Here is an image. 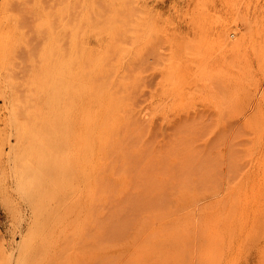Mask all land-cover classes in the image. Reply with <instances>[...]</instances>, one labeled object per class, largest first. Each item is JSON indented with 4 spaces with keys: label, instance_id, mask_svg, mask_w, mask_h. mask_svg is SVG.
Instances as JSON below:
<instances>
[{
    "label": "rangeland",
    "instance_id": "1",
    "mask_svg": "<svg viewBox=\"0 0 264 264\" xmlns=\"http://www.w3.org/2000/svg\"><path fill=\"white\" fill-rule=\"evenodd\" d=\"M36 2L0 0V264H264V0Z\"/></svg>",
    "mask_w": 264,
    "mask_h": 264
},
{
    "label": "bare ground",
    "instance_id": "2",
    "mask_svg": "<svg viewBox=\"0 0 264 264\" xmlns=\"http://www.w3.org/2000/svg\"><path fill=\"white\" fill-rule=\"evenodd\" d=\"M9 1H10V0H9ZM24 1H25V0H24ZM29 1H30V0H29ZM41 1H42V0H41ZM31 2H32V1H31ZM31 2H30V3H31ZM35 2H36V0H35ZM43 2H44V1H43ZM43 2H42V3H43ZM52 2H53V1H52ZM38 3H39V1H38ZM36 4H37V2H36ZM34 5H35V4H34ZM37 5H38V4H37ZM1 6H3V5H1ZM3 7H4V6H3ZM3 7H2V8H3ZM37 7H38V6H37ZM2 8H1V9H2ZM39 8H40V7H39ZM28 9H29V8H28ZM3 10H4V9H3ZM40 10H42V8H41ZM4 12H5V11H4ZM14 12H15V11H14ZM47 12H48V11H47ZM54 13H55V12H54ZM65 13H66V12H65ZM0 14H1V13H0ZM55 14H56V13H55ZM38 15H39V14H38ZM45 15H46V14H45ZM26 16H27V15H26ZM62 16H63V15H62ZM56 18H57V17H56ZM7 19H8V18H7ZM57 19H58V18H57ZM1 20H2V19H1ZM8 20H9V19H8ZM4 21H5V20H4ZM8 22H9V21H8ZM8 22H7V23H8ZM58 22H59V19H58ZM2 23H3V21H2ZM16 23H17V22H15V24H16ZM5 24H6V23H5ZM8 24H9V23H8ZM58 24H59V23H58ZM3 26H4V28H6V25L3 24ZM12 26H13V25H12ZM24 26H25V25H24ZM25 27H27V26H25ZM1 28H2V27H1ZM4 28H3V29H4ZM12 28H13V27H12ZM8 29H9V28H7V29H5V30L7 31ZM9 30H10V29H9ZM12 30H13V29H12ZM17 30H18V29H17ZM2 31H3V30H2ZM18 31H19V30H18ZM67 31H68V30H67ZM4 32H5V31H4ZM7 32H8V31H7ZM7 32H5V33H7ZM11 32H12V31H11ZM62 32H63V31H62ZM14 33H15V31L13 32V34H14ZM16 33H17V32H16ZM64 33H65V32H64ZM66 33H67V32H66ZM13 34H12V35H13ZM48 34H49V33H48ZM48 34H47V35H48ZM228 34H229V33H228ZM8 35H9V33H8ZM8 35H7V36H8ZM12 35H11V36H12ZM47 35H46V36H47ZM55 35H56V34H55ZM226 35H227V34H226ZM2 36H4V33H3ZM7 36H5V37L8 38ZM9 36H10V35H9ZM15 36H16V35H15ZM15 36H14V40H15ZM49 36H51V35L49 34ZM49 36H48V37H49ZM59 38H60V37H59ZM9 39H11V37H10ZM16 39H17V38H16ZM20 39H21V38H20ZM38 39H39V38H38ZM46 39H47V38H46ZM219 39H221V38L219 37ZM229 39H230V38H229ZM5 40H6V39H5ZM50 42H51V41H50ZM12 43H13V42H12ZM51 43H52V42H51ZM51 43H48V44L50 45ZM61 43H62V42H61ZM69 43H70V42H69ZM48 44H46V46H47ZM54 44H55V43H54ZM1 45H2V44H1ZM1 45H0V46H1ZM7 45H9V44H7ZM49 45H48L47 47H49ZM61 45H62V44H61ZM50 46H51V48H52V44H51ZM1 47H3V46H1ZM5 47H6V45H5ZM65 47H66V46H65ZM70 47H72V46H70ZM80 48H81V47H80ZM3 49H4V48H3ZM8 49H10V47H9ZM22 49H23V48H22ZM24 49H25V48H24ZM47 49H48V48H47ZM47 49H46V50H47ZM49 49H50V48H49ZM69 49H71V48H69ZM4 50H5V49H4ZM2 51H3V50H2ZM52 51H53V50L51 49V52H52ZM4 52H5V51H4ZM4 52H3V53H4ZM6 52H7V50H6ZM6 52H5V53H6ZM47 52L49 53V50H48ZM48 53H47V56L49 55ZM58 53H60V52H58ZM7 54H8V53H7ZM7 54H6V55H7ZM68 54H70V53H68ZM68 54H67V55H68ZM7 56H8V55H7ZM7 56H5V57H7ZM47 56H46V58L49 59V57H47ZM49 56H50V55H49ZM58 56H59V55H58ZM42 57H43V56H42ZM67 57H68V56H67ZM7 59H8V57H7ZM9 59H10V58H9ZM36 59H37V58H36ZM53 60H54V59H53ZM7 61H8V60H7ZM37 61H38V60H37ZM48 61H49V60H48ZM57 61H58V60H57ZM76 61H77V60H76ZM76 61H75V62H76ZM58 62H59V61H58ZM68 62H69V61H68ZM68 62H67V63H68ZM1 63H2V60H1ZM53 63H54V62H53ZM65 64H66V63H65ZM79 64H80V63H79ZM8 65H9V64H8ZM44 65H45V64H44ZM44 65H43V66H44ZM48 65H49V64L46 63V67H47ZM56 65H57V64H56ZM62 65H63V64H62ZM69 65H70V64H69ZM71 65H72V63H71ZM73 65H74V64H73ZM5 66H6V65H5ZM10 66H11V65H10ZM7 67H8V66H7ZM46 67H45V69H47ZM48 67H49V66H48ZM60 67H62V66H60ZM60 67H59V68H60ZM68 67H69V66H68ZM72 67H73V66H72ZM75 67H76V66H75ZM49 68H50V67H49ZM62 68H64V67H62ZM65 68H67V67H65ZM65 68H64V69H65ZM77 68H78V67H77ZM77 68H76V69H77ZM5 69H6V68H5ZM21 69H22V68H21ZM76 69H75V70H76ZM42 70L46 72V70H44V69H42ZM47 70H48V69H47ZM67 70H68V69H67ZM67 70H66V71H67ZM2 71H3V70H2ZM39 71H40V70H39ZM39 71H38V72H39ZM55 71H56V70H54V72H55ZM70 71H72V70H70ZM68 72H69V70H68ZM66 73H67V72H66ZM46 74H47V73H46ZM64 74H65V73H64ZM73 74H74V73H73ZM7 75H9V74H7ZM37 75H38V73H37ZM56 75H57V74H56ZM0 76H1V72H0ZM39 76H40V75H39ZM54 76H55V75H53V77H54ZM1 77H3V76H1ZM8 77H9V76H7V79H8ZM43 77H44V75H43ZM65 79H66V77H65ZM67 79H68V78H67ZM67 79H66V80H67ZM71 80H72V79H71ZM0 81H1V80H0ZM68 81H70V80L68 79ZM3 82H5V81L3 80ZM3 82H2V83H3ZM35 82H36V80H35ZM2 83H0V84H2ZM3 84H4V83H3ZM76 84H77V83H76ZM6 85H7V84H6ZM20 85H21V84H20ZM31 85H32V83H31ZM11 86H12V85H10V87H11ZM40 86H41V85H40ZM40 86H39V87H40ZM2 87H3V86H2ZM6 87H8V86H6ZM14 87H15V86H14ZM44 88H45V87H44ZM8 89H9V88H8ZM10 89H11V88H10ZM12 89H13V88H12ZM36 89H37V91L39 92L38 88H36ZM13 90H14V89H13ZM78 90H79V89H78ZM9 91H10V90H9ZM67 91L69 92V90H67ZM5 92H6V91H5ZM12 92H13V91H12ZM15 92H16V91H15ZM64 92H65V91H64ZM72 92H73V91H72ZM79 92H80V91H79ZM107 92H108V91H107ZM62 93H63V92H62ZM104 93H106V92H104ZM5 94H6V93H5ZM8 94H9V93H8ZM37 94H38V93H37ZM39 94H40V93H39ZM63 94H64V93H63ZM11 95H12V93H11ZM50 95H51V93H50ZM66 95H68V93L65 94L64 96H66ZM106 95H107V94H106ZM117 95H118V94H117ZM6 96H8V95H6ZM75 96H76V95H75ZM86 96H87V94H86ZM1 97H2V96H1ZM20 97H21V96H20ZM36 97H37V96H36ZM70 97H71V96H70ZM84 97H85V95H84ZM97 97H98V96H97ZM108 97H110V96H108ZM122 97H124V96H122ZM9 98H10V97H9ZM18 98H19V97H18ZM39 98H40V95H39ZM4 99H5V98H4ZM10 99H11V98H10ZM13 99H14V97H13L11 100L13 101ZM81 99H82V98H81ZM85 99H86V98H85ZM90 99H91V98H90ZM104 99H107V98L104 97ZM123 99H124V98H123ZM8 100H9V99H8ZM8 100H7V101H8ZM59 100H60V99H59ZM64 100H66V99L63 98L62 101H64ZM76 100H77V99H76ZM76 100H75V101H76ZM7 101H6V102H7ZM15 101L17 102L18 100L15 99ZM87 101H89V100H87ZM116 101H117V100H116ZM6 102H5V103H6ZM8 102H9V101H8ZM10 102H11V101H10ZM26 102H27V101H26ZM50 102H51V101H50ZM50 102L48 101V103H50ZM66 102H67V100H66ZM66 102H65V104H66ZM5 103H4V105H5ZM92 103H93V101H92ZM102 103L104 104V101H103ZM13 104H14V103H13ZM27 104H28V103H27ZM75 104H76V103H75ZM87 104H88V103H87ZM95 104H96V103H95ZM59 105H60V104H59ZM84 105H85V104H84ZM88 105H89V104H88ZM101 105H102V104H101ZM18 106H20V105H18ZM24 106L26 107L25 104H24ZM48 106H49V105H48ZM64 106H65V105H64ZM7 107H8V106H7ZM9 107L11 108V106H9ZM12 107H14V106H12ZM38 107H39V106H38ZM49 107H50V106H49ZM60 107H62V106H60ZM80 107H81V105H80ZM86 107H88V106H86ZM104 107H107V105L104 106ZM58 108H59V106H57V109H58ZM19 109H20V108H19ZM23 109H24V108H23ZM23 109H22V111H23ZM49 109H50V108H49ZM61 109H64V108H61ZM58 110H60V109H58ZM26 111H27V110H26ZM49 111H50V110H49ZM60 111H62V110H60ZM65 111H66V108H65ZM76 111H77V110H76ZM9 112H10V111H9ZM47 112H48V111H47ZM84 112H85V111H84ZM25 113H26V112H25ZM28 113H30V112L28 111ZM44 113H45V112H44ZM59 113H60V112H59ZM82 113H83V111H82ZM140 113H141V112H140ZM14 114H15V113H14ZM49 114H50V113H49ZM73 114H74V111H73ZM24 115H25V114H24ZM26 115H27V114H26ZM28 115H29V114H28ZM85 115H86V114H85ZM11 116H12V115H11ZM44 116H45V115H44ZM104 116H105V115H104ZM13 117H14V116H12V118H13ZM15 117H16V116H15ZM28 117H31V116H28ZM28 117H27V118H28ZM42 117H43V114H42ZM45 117H46V116H45ZM10 118H11V117H10ZM10 118H9V119H10ZM27 118H26V119H27ZM31 118H32V117H31ZM46 118H47V117H46ZM83 118H84V116H83ZM13 119H15V118H13ZM101 119H102V118H101ZM11 120H12V119H11ZM45 120H46V119H45ZM88 120H89V119H88ZM12 121H14V120H12ZM84 122H85V121H84ZM10 123H11V121H10ZM98 123H100V121H99ZM12 124H13V123H12ZM16 124H17V122H16L15 124H13V125H16ZM20 124H21V126H22L23 123H20ZM20 124H17V126H18V125L20 126ZM100 124H102V122H101ZM13 125H12V126H13ZM17 126H16V127H17ZM19 126H18V128H19ZM21 126H20V127H21ZM50 126H51V125H50ZM22 127H23V126H22ZM22 127H21V129H22ZM18 128H16V129H18ZM52 131H53V130H52ZM17 132H18V130H17ZM55 135H57V134H55ZM107 137H108V136H107ZM95 142H96V141H95ZM97 145H98V144H97ZM97 145H95V147H97ZM84 153H85V152H84ZM102 155H103V154H102ZM96 162H97V161H96ZM81 164H82V163H81ZM97 164H98V163H97ZM104 165H105V164H104ZM98 171H99V170H98ZM99 175H100V173H99ZM107 178H108V177H107Z\"/></svg>",
    "mask_w": 264,
    "mask_h": 264
}]
</instances>
